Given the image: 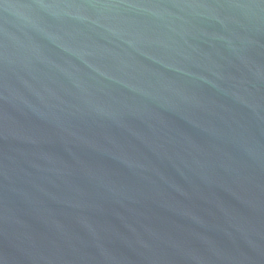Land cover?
Returning <instances> with one entry per match:
<instances>
[{
    "label": "water",
    "instance_id": "obj_1",
    "mask_svg": "<svg viewBox=\"0 0 264 264\" xmlns=\"http://www.w3.org/2000/svg\"><path fill=\"white\" fill-rule=\"evenodd\" d=\"M0 264H264V0H0Z\"/></svg>",
    "mask_w": 264,
    "mask_h": 264
}]
</instances>
